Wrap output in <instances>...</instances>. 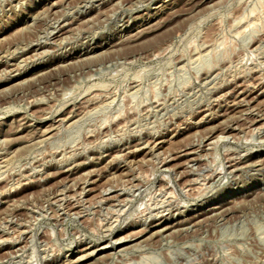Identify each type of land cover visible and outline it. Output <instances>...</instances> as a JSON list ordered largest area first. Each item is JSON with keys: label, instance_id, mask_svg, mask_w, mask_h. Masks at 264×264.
Listing matches in <instances>:
<instances>
[{"label": "rangeland", "instance_id": "obj_1", "mask_svg": "<svg viewBox=\"0 0 264 264\" xmlns=\"http://www.w3.org/2000/svg\"><path fill=\"white\" fill-rule=\"evenodd\" d=\"M261 3L0 0V264H264Z\"/></svg>", "mask_w": 264, "mask_h": 264}, {"label": "bare ground", "instance_id": "obj_2", "mask_svg": "<svg viewBox=\"0 0 264 264\" xmlns=\"http://www.w3.org/2000/svg\"><path fill=\"white\" fill-rule=\"evenodd\" d=\"M202 1H203V0H202ZM88 3H89V2H88ZM56 4H57V3H56V1H55V5H56ZM261 5H264V3H263V4L261 3ZM261 5H260V6H261ZM254 7L256 8V6H254ZM247 8H248V7H247ZM257 8H258V7H257ZM257 8H256V9H257ZM261 8H262V7H261ZM256 9H255V10H256ZM263 9H264V8H263ZM244 10H245V9H244ZM257 10H258V9H257ZM257 10H256V11H257ZM100 11H101V10H100ZM242 11H243V10H242ZM250 11H251V10H250ZM256 11H255V12H256ZM246 12H247V11H246ZM253 12H254V11H253ZM257 12H258V11H257ZM257 12H256V13H257ZM251 13H252V12H251ZM258 13H259V12H258ZM243 14H244V13H243ZM243 14H242V15H243ZM254 14H255V13H253V15H254ZM200 15H202V13H201ZM251 15H252V14H251ZM190 16H191V15H190ZM196 16H197V15H196ZM212 16H213V15H212ZM244 16H245V15H244ZM242 17H243V16H242ZM250 17H251V16H250ZM257 17H258V16H257ZM245 18H246V17H245ZM245 18H244V20H246ZM254 18H255V17H254ZM90 19H92V18H90ZM231 19H232V18H231ZM239 19H240V17H239ZM241 19L243 20V18H241ZM247 19L249 20V21L247 20L248 23H251V22H250V19H249V16L247 17ZM251 19H252V18H251ZM60 20H61V19H60ZM242 20H239V23H240V21L242 22ZM230 21H231V20H230ZM256 21H257V20H255L254 23H255ZM190 22H191V21H190ZM245 22H246V21H245ZM187 23H188V22H187ZM197 23H198V22H197ZM237 23H238V22H237ZM243 23H244V22H243ZM258 23H259V21H258ZM62 24H63V23H62ZM185 24H186V23H185ZM233 24H235V23H233ZM71 25H72V24H71ZM244 25H245V23H244ZM246 25H247V24H246ZM246 25H245V26H246ZM248 25H249V24H248ZM248 25H247V26H248ZM252 25H255V24L252 23ZM252 25H251V26H252ZM239 26H241V25H239ZM245 26H244V27H245ZM247 26H246V27H247ZM251 26L249 25L248 27H251ZM258 26H259V25H258ZM242 27H243V26H242ZM246 27H245V28H246ZM237 28H238V27H237ZM243 29H244V28H243ZM247 29H248V28H247ZM241 30H242V29H241ZM54 31H55V30H54ZM208 31H209V30H208ZM244 31H246V30H244ZM213 32H214V31H213ZM238 32H239V31H238ZM240 33H242V31H240L239 34H240ZM245 33H246V32H245ZM237 34H238V33H237ZM239 36H240V35H239ZM165 38H166V37H165ZM173 38H174V37H173ZM220 38H221V37H220ZM183 39H184V38H183ZM205 39L207 40V38H205ZM208 39H209V37H208ZM171 40H172V39H171ZM164 41H165V40H164ZM195 41H196V40H195ZM207 41H208V42H206V41L203 42V41H202V42H203V43L201 42L202 45H198V44L195 45V50H196V52L193 51V53H195V54H194V56H193V55L190 56L191 59H193L194 61H195V60H198V61H199L201 58H203V56H204L205 54H206V55H210V54H208V53H211V48L214 47V45H211V44H210L213 40L210 41V42H209V40H207ZM221 41H222V40H221ZM201 43H200V44H201ZM135 44H136V43H135ZM212 44H213V43H212ZM140 45H141V44H140ZM158 47H159V46H158ZM158 47H157V50H158ZM163 47H164V46H163ZM191 47H192V46H191ZM215 47H217V46H215ZM121 48H122V47H121ZM159 49H160V48H159ZM167 49H168V48H167ZM167 49H166V50H167ZM190 49H191V48H190ZM166 50H165V51H166ZM192 50H193V49H192ZM216 51H217V50H216ZM130 52H131V51H130ZM212 52H214V51L212 50ZM13 53H14V52H13ZM38 53H39V52H38ZM158 53H160V52H158ZM193 53H192V54H193ZM219 53H220V52H219ZM257 53H258V52H257ZM40 55H41V54H40ZM138 55H139V54H138ZM206 55H205V56H206ZM157 56H158V54H157ZM132 58H133V57H132ZM143 58H144V57H143ZM147 58H148V57H147ZM153 58H155V57H153ZM184 58H185V57H184ZM151 59H152V58H151ZM151 59H149V60H151ZM180 59H181V58H180ZM77 60H78V59H77ZM205 60H206V59H205ZM237 60H238V59H237ZM180 61H181V60H180ZM184 61H185V60H184ZM221 61H222V60H221ZM195 62H196V61H195ZM204 62H205V61H204ZM237 62H238V61H237ZM82 63H83V62H82ZM180 63H181V62H180ZM191 63H192V60H191ZM216 63H217V62H216ZM218 63H219V62H218ZM261 63H262V62H261ZM184 64H185V63H184ZM196 64H197V63H196ZM208 64H209V63H208ZM215 65H216V64H215ZM79 66H80V65H79ZM192 66H193V65H192ZM208 66H209V65H208ZM200 67H201V66H200ZM209 67H210V66H209ZM55 68H56V67H55ZM97 69H98V68H97ZM183 69H184V66H183ZM238 69H239V68H238ZM204 70H205V69H204ZM233 70H234V69H233ZM247 70H248V69H247ZM252 70H253V69H252ZM260 70H261V69H260ZM219 71H220V70H219ZM183 72H184V71H183ZM185 72H186V71H185ZM92 73H93V72H92ZM212 73H213V72H212ZM161 74H162V73H161ZM204 74H205V73H204ZM226 74H227V73H226ZM89 75H90V74H89ZM261 75H262V74H261ZM90 76H92V75H90ZM252 77H253V76H252ZM40 78H41V77H40ZM154 79H155V78H154ZM159 79H160V78H159ZM197 79H198V78H197ZM232 79H233V78H232ZM211 80H212V79H211ZM197 81H198V80H197ZM260 82H261V81H260ZM156 83H157V82H156ZM258 83H259V82H258ZM263 83H264V82H263ZM214 84H215V83H214ZM157 85H158V83H157ZM190 86H191V85H190ZM211 86H212V85H211ZM221 86H222V85H221ZM238 86H239V85H238ZM72 87H73V86H72ZM184 87H185V86H184ZM217 87H218V86H217ZM139 88H140V87H139ZM154 88H155V87H154ZM157 88H158V87H157ZM156 90H157V89H156ZM208 91H209V90H208ZM225 91H226V90H225ZM132 92H133V91H132ZM93 95H94V94H93ZM138 95H139V94H138ZM208 95H209V94H208ZM210 95H211V94H210ZM99 97H100V96H99ZM134 97H135V96H134ZM136 97H138V96H136ZM100 99H101V98H100ZM123 99H124V98H123ZM128 99H129V98H128ZM156 99H158V98H156ZM156 99H155V100H156ZM213 99H214V98H213ZM96 100L98 101L97 98H96ZM127 101H128V100H127ZM158 101H159V100H158ZM33 102H34V101H33ZM36 102H37V101H36ZM80 102H81V101H80ZM122 102H123V101H122ZM248 102H249V101H248ZM132 103H133V102H132ZM225 103H226V102H225ZM240 103H241V102H240ZM84 104H85V103H84ZM228 104H229V103H228ZM87 105H88V104H87ZM137 105H138V104H137ZM154 105H155V104H154ZM126 106H127V104H126ZM228 106H229V105H228ZM61 107H62V106H61ZM108 108H109V107H108ZM154 108H155V107H154ZM162 108H163V107H162ZM88 109H89V108H88ZM94 109H95V108H94ZM122 109H123V107H122ZM126 109H127V108H126ZM130 109H131V107H130ZM117 111H118V110H117ZM120 111H121V110H120ZM132 111H133V110H132ZM95 112H97V111H95ZM95 112H94V113H95ZM125 112H126V111H125ZM215 112H216V111H215ZM246 112H247V111H246ZM114 113H115V112H114ZM117 114H118V113H117ZM128 114H129V113H128ZM261 114H262V113H261ZM119 115H120V114H119ZM241 115H242V114H241ZM249 116H250V115H249ZM108 117H109V116H108ZM120 117H121V116H120ZM116 118H117V117H116ZM116 118H115V119H116ZM133 119H134V118H133ZM202 120H203V119H202ZM110 121H111V120H110ZM204 121H205V120H204ZM129 122H130V121H129ZM199 122H200V121H199ZM254 122H255V121H254ZM190 123H191V122H190ZM123 124H124V123H123ZM130 124H131V123H130ZM102 125H103V124H102ZM107 125H108V124H107ZM197 125H198V124H197ZM228 125H229V124H228ZM62 127H63V126H62ZM222 128H223V127H222ZM258 128H259V127H258ZM225 129H226V128H225ZM122 130H123V129H122ZM214 130H215V129H214ZM226 130H227V129H226ZM253 130H254V129H253ZM119 131H120V130H119ZM120 132H121V131H120ZM122 132H126V131H122ZM155 132H156V131H155ZM159 132H161V131H159ZM211 132H212V131H211ZM207 133H208V132H207ZM88 134H89V133H88ZM105 135H106V134H105ZM119 135H120V134H119ZM220 135H221V134H220ZM226 136H227V135H226ZM104 137H105V136H104ZM204 138H205V137H204ZM226 138H227V137H226ZM42 140H43V139H42ZM121 140H122V139H120V141H121ZM160 140H161V139H159V140L156 139V140H153V141L151 140L148 144L146 143L147 146H146V145H144V146H146V149L149 150L148 152H152V151H154L155 149H157L158 147H160V146L162 145V142H163L164 140H162V141H160ZM204 140H205V139H204ZM219 140H220V139H219ZM246 140H247V139H246ZM107 141H108V140H107ZM212 141H213V140H212ZM164 142H165V141H164ZM219 142H220V141H219ZM104 143H105V142H104ZM120 143H121V142H120ZM102 144H103V143H102ZM144 144H145V143H144ZM211 144H212V143H211ZM105 145H106V144H105ZM36 146H37V145H36ZM188 146H189V145H188ZM140 147H141V146H140ZM192 147H193V146H192ZM89 148H90V147H89ZM142 148H143V146H142ZM185 148H186V147H185ZM77 149H78V148H77ZM87 149H88V148H87ZM137 149H138V146H137ZM188 149H189V148H188ZM214 149H215V148H214ZM84 150H85V149H84ZM129 150H130V149H129ZM193 150H194V149H193ZM132 152H133V151H132ZM126 153H127V152H126ZM130 153H131V152H130ZM138 153H139V151H138ZM62 154H63V153H62ZM135 154H136V152H135ZM135 154H134V155H135ZM150 154H151V153H150ZM159 154H160V153H159ZM74 155H75V153H74ZM127 155H128V154H127ZM131 155H132V153H131ZM137 155H138V154H137ZM153 155H154V154H153ZM190 155H191V154H190ZM67 156H68V155H67ZM170 156H171V155H170ZM69 157H70V156H69ZM129 157H130V156L128 155V158H129ZM180 157H181V156H180ZM180 157H179V158H180ZM36 158H37V157H36ZM65 158H66V157H65ZM134 158H136V157H134ZM175 158H176V156H175ZM238 158H239V157H238ZM131 159L133 160V158H131ZM131 159H130V160H131ZM173 159H174V158H173ZM176 159H177V158H176ZM194 159H195V158H194ZM63 160H64V159H63ZM128 160H129V159H128ZM132 160H131V161H132ZM156 160H157V159H156ZM163 160H164V158H163ZM195 160H196V159H195ZM36 161H37V160H36ZM146 161H147V160H146ZM191 161H192V160H191ZM5 162H6V161H5ZM32 162H34V161H32ZM32 162H31V163H32ZM133 162H135V160H134ZM148 162H149V161H148ZM165 162H166V161H165ZM228 162H229V161H228ZM234 162H235V160H234ZM55 163H56V162H55ZM138 163H139V162H138ZM141 163H142V162H141ZM188 163H189V162H188ZM235 163H236V162H235ZM50 164H51V163H50ZM256 164H257V163H255L254 165H256ZM143 165H144V164H143ZM161 165H162V163H161ZM240 165H241V164H240ZM247 165H248V164H247ZM252 165H253V164H252ZM254 165H253V167H255ZM34 166H35V165H34ZM156 166H157V165H156ZM239 167H240V166H238V168H239ZM5 168H6V167H5ZM7 168H8V167H7ZM238 168H237V169H238ZM10 170H11V169H10ZM239 170H241V169H239ZM164 171H165V170H164ZM196 171H197V170H196ZM74 172H75V171H74ZM219 172H220V171H219ZM120 174H121V173H120ZM186 174H187V173H186ZM123 175H125V174H123ZM203 175H204V174H203ZM27 176H28V175H27ZM49 176H50V175H49ZM146 176H148V175L146 174ZM146 176H145V177H146ZM163 176H164V175H163ZM3 177H4V176H3ZM3 177H2V178H3ZM142 177H143V176H142ZM2 178H1V179H2ZM43 178H44V177H43ZM37 179H38V178H37ZM201 179H202V178H201ZM31 181H32V180H31ZM146 181H147V180H146ZM150 181H151V180H150ZM197 181H198V180H197ZM130 182H131V181H130ZM192 182H193V181H192ZM192 182H191V183H192ZM194 182H195V181H194ZM204 183H206V182H204ZM189 184H190V182H189ZM198 184H199V183H198ZM187 185H188V184H187ZM187 185H186V186H187ZM191 185H192V184H191ZM200 185H201V183H200ZM207 185H208V184H207ZM138 186H139V185H138ZM192 186H193V185H192ZM198 186H199V185H198ZM198 186H196V187H198ZM202 186H203V185H202ZM14 188H15V187H14ZM164 188H165V187H164ZM181 188H182V187H181ZM183 188H184L183 190H185V187H183ZM188 188H189V186H188ZM188 188H187V189H188ZM192 188L195 189V186L192 187ZM192 188H191V189H192ZM199 188H200V187H199ZM15 189H16V188H15ZM90 189H92V188H90ZM165 189H168V188H165ZM87 190H88V189H87ZM111 190H112V189H111ZM135 190H136V189H135ZM160 190H161V189H160ZM192 190H193V189H192ZM195 190H196V189H195ZM197 190H198V189H197ZM201 190H202V189H201ZM261 190H262V189H261ZM13 191H14V190H13ZM167 191H168V190H167ZM185 191H186V190H185ZM252 191H253V190H252ZM107 192H108V191H107ZM121 192H122V191H121ZM160 192H161V191H160ZM160 192H159V193H160ZM164 192H165V191H164ZM188 192H189V191H188ZM191 192H192V191H191ZM261 192H262V191H261ZM58 193H59V192H58ZM74 193H75V192H74ZM161 193H162V192H161ZM166 193H167V192H166ZM186 193H187V192H186ZM200 193H201V192H200ZM240 193H241V192H240ZM245 193H246V190H245ZM163 194H164V193H163ZM169 194H170V191H169ZM247 194H248V193H247ZM74 195H75V194H74ZM159 195H160V194H159ZM171 195H172V193H171ZM188 195H189V194H188ZM188 195H187V196H188ZM228 195H229V194H228ZM250 195H251V194H250ZM257 195H258V194H257ZM153 196H154V195H153ZM162 196H163V195H162ZM162 196H161V197H162ZM165 196H166V195H165ZM196 196H197V195H196ZM242 196H243V195H242ZM242 196H241V198H243ZM246 196H247V195H246ZM248 196H249V195H248ZM62 197H63V196H62ZM68 197H69V196H68ZM189 197H190V196H189ZM254 197H255V196H254ZM116 198H117V196H116ZM166 198L168 199V197H165V200H167ZM172 198H173V197H172ZM174 198H175V197H174ZM224 198H225V197H224ZM61 199H64V197L61 198ZM73 199H74V198H73ZM106 199H107V198H106ZM244 199H245V198H244ZM244 199H243V201H244ZM102 200H103V199H102ZM163 200H164V198H163ZM165 200H164V201H165ZM232 200H233V199H232ZM85 201H86V200H85ZM233 201H234V200H233ZM241 201H242V200H241ZM246 201H247V200H246ZM51 202H52V201H51ZM74 203H75V202H74ZM167 204H168V203H167ZM224 204H225V203H224ZM226 204H227V203H226ZM154 205H155V204H154ZM156 205H157V204H156ZM244 205H245V204H244ZM246 205H247V204H246ZM216 206H217V205H216ZM216 206H215V207H216ZM221 206H222V205H221ZM221 206H220V207H221ZM122 207H123V206H122ZM209 207H210V206H209ZM220 207H219V208H220ZM226 207H227V206H226ZM153 208H154V207H153ZM206 208H207V207H206ZM211 208H212V207H211ZM80 209H81V208H80ZM122 209H123V208H122ZM208 209L210 210V208H208ZM208 209H207V210H208ZM213 211H214V210H213ZM221 211H222V210H221ZM221 211L219 210V212H221ZM182 212H183V211H182ZM203 212H204V211H203ZM203 212H202V213H203ZM215 212H216V210H215ZM64 213H65V212H64ZM210 213H211V212H210ZM200 215H201V214H200ZM208 215H209V214H208ZM214 215H215V213H214ZM218 215H219V214H218ZM220 215H221V214H220ZM195 216H197V218H198V215H195ZM195 216H194V217H195ZM209 216H210V215H209ZM158 217H159V216H158ZM206 217H207V216H206ZM206 217H205V218H206ZM119 218H120V217H119ZM116 219H117V217H116ZM194 219H195V218H194ZM198 219H199V218H198ZM207 219H208V218H207ZM200 220H201V219H200ZM205 220H206V219H205ZM110 221H111V220H110ZM194 222H195V221H194ZM196 222H197V221H196ZM196 222H195L194 224H196ZM152 223H153V222H152ZM197 224H198V223H197ZM175 225H176V224H175ZM175 225H174V226H175ZM113 226H114V225H113ZM160 226H161V225H160ZM170 227H172V226H170ZM148 228H149V227H148ZM165 228H167V227H165ZM183 228H184V227H183ZM194 228H195V227H194ZM194 228H193V229H194ZM170 229H171V228H170ZM172 229H174V227H173ZM180 229H181V228H180ZM27 230H28V229H27ZM163 230H164V229H162V231H163ZM165 230H166V229H165ZM165 230H164V232H165ZM188 232H189V231H188ZM192 232H193V231H192ZM10 233H11V232H10ZM158 233H160V232H158ZM105 234H106V233H105ZM140 235H141V234H140ZM182 236H184V235H182ZM133 238H134V237H133ZM122 239H123V238H122ZM2 240H3V239H2ZM124 240H125V239H124ZM124 240H123V241H124ZM17 241H18V240H17ZM120 241H121V240H120ZM120 241H119V242H120ZM150 243H151V242H150ZM94 251H95V250H94ZM94 251H93V252H94ZM237 252H238V251H237ZM87 256H88V255H87ZM119 258H121V257H119Z\"/></svg>", "mask_w": 264, "mask_h": 264}]
</instances>
